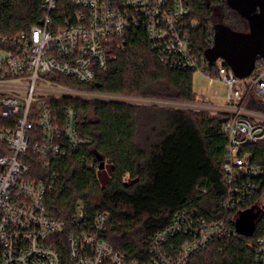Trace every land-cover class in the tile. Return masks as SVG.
I'll use <instances>...</instances> for the list:
<instances>
[{"label":"built area","instance_id":"1","mask_svg":"<svg viewBox=\"0 0 264 264\" xmlns=\"http://www.w3.org/2000/svg\"><path fill=\"white\" fill-rule=\"evenodd\" d=\"M42 9L40 22L30 29L0 34V114L14 117L10 127H0V142L9 147L0 156V264H66V259L67 264H187L213 240L238 234L232 226L236 216L230 214L261 187L263 171L243 149L264 140V108L253 104L254 95L264 100V68L238 78L219 58L216 73L206 71L205 50L196 48L192 35L200 22L187 0H43ZM135 28L145 30L163 63L200 70L210 82L226 84L225 101L215 104L203 94L189 101L95 88L98 71L115 57L116 40ZM62 99L226 115L222 171L227 191L214 208L225 215L210 220L193 205L179 210L149 240L147 260L135 262L103 237L108 211L90 214L79 202L69 221L51 215L45 197L58 177L56 162L92 142L80 132L73 105L57 109L55 102ZM128 178L126 173L123 180ZM253 264H264V237L256 241Z\"/></svg>","mask_w":264,"mask_h":264},{"label":"trees","instance_id":"2","mask_svg":"<svg viewBox=\"0 0 264 264\" xmlns=\"http://www.w3.org/2000/svg\"><path fill=\"white\" fill-rule=\"evenodd\" d=\"M42 4L43 0H0V34H16L40 22ZM187 4L191 16L200 22L192 35L202 53L211 46L216 23L248 29L247 20L226 0H187ZM113 53L115 57L98 71L95 88L189 101L201 99L193 85L195 70L160 61L144 29H132L124 39L116 40ZM204 65L206 71L216 73L215 64L204 59ZM256 68H264L263 57L257 58ZM55 104L60 112L67 105L76 108L79 130L92 142L69 151L56 162L58 177L45 197L51 215L69 221L79 202L90 214L108 211L110 224L103 237L132 262L147 260L149 240L179 210L193 205L210 220L225 215V211L214 208L227 191L222 171L226 115L118 101L62 99ZM13 122L14 117L0 114V127H10ZM35 129L39 131L37 125ZM243 150L250 155V163L263 173L258 177L261 187L254 197L241 202L230 214L236 220L264 196V140L250 143ZM96 152L104 156L103 169ZM7 153L8 145L0 142V156ZM38 164L33 160V165ZM126 173L129 179L124 181ZM259 237H264V204L251 235L215 239L187 264H253Z\"/></svg>","mask_w":264,"mask_h":264},{"label":"water","instance_id":"3","mask_svg":"<svg viewBox=\"0 0 264 264\" xmlns=\"http://www.w3.org/2000/svg\"><path fill=\"white\" fill-rule=\"evenodd\" d=\"M227 4L247 20V30H236L218 22L214 25L213 44L205 50L210 65L222 58L224 64L238 78H246L255 69L258 57L264 58V0H226ZM100 169L105 167L104 156L96 152ZM255 208V207H254ZM243 211L235 223L238 234L251 235L255 229L257 213L253 209Z\"/></svg>","mask_w":264,"mask_h":264},{"label":"rangeland","instance_id":"4","mask_svg":"<svg viewBox=\"0 0 264 264\" xmlns=\"http://www.w3.org/2000/svg\"><path fill=\"white\" fill-rule=\"evenodd\" d=\"M194 89L197 93H200L203 88L206 89V100L215 104H221L225 101L227 95V86L224 83L213 81L210 82L209 78L205 76L200 70H196L193 77ZM109 167L106 166L108 171ZM129 179V178H128ZM127 179V180H128ZM264 204V196L262 197L259 205L253 209V213H258Z\"/></svg>","mask_w":264,"mask_h":264},{"label":"crops","instance_id":"5","mask_svg":"<svg viewBox=\"0 0 264 264\" xmlns=\"http://www.w3.org/2000/svg\"><path fill=\"white\" fill-rule=\"evenodd\" d=\"M199 95L203 94V97L206 98V89L203 88V90H201L200 93H198ZM254 98H256V102H254V107L256 108H264V100L262 99V97H260L259 95H254Z\"/></svg>","mask_w":264,"mask_h":264}]
</instances>
